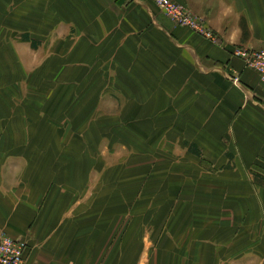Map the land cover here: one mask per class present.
I'll return each instance as SVG.
<instances>
[{
	"label": "crops",
	"instance_id": "0c3cea01",
	"mask_svg": "<svg viewBox=\"0 0 264 264\" xmlns=\"http://www.w3.org/2000/svg\"><path fill=\"white\" fill-rule=\"evenodd\" d=\"M173 1L216 41L177 25L150 0H0L5 66L24 62L20 47L33 66L48 62V55L43 61L34 56L39 49L54 51L58 65L92 67L84 93L72 89L71 102L61 98L43 113L56 109L64 119L86 104L94 120L88 118L86 128L63 121L69 123L63 130L105 131L111 122L98 118L92 103L100 97L121 108L119 129L129 136L115 148L116 137L104 141V154L97 156L100 140L92 132L49 139L43 121L36 139L27 136L28 116L17 117L24 108L0 106V114L12 115L0 117V237L28 243L25 264H264V234L258 240L255 234L256 222L264 221V84L232 55L239 47L264 49V0ZM235 76L240 86L231 81ZM65 80L72 82L74 71L59 81ZM145 128L155 135L146 139ZM158 130L190 146L174 157L204 159L213 170L226 166L225 172L247 179L249 228L229 240L233 244L224 241L222 229L192 228L191 218L176 216L174 203L162 218L157 202L129 203L128 177L139 188L150 166L124 172L115 191L105 181L108 164L106 174L94 172L97 163L132 159L129 138L139 162L151 164ZM159 168L149 182L153 190L163 184L156 183ZM237 223L243 225L238 216Z\"/></svg>",
	"mask_w": 264,
	"mask_h": 264
},
{
	"label": "rangeland",
	"instance_id": "374dc122",
	"mask_svg": "<svg viewBox=\"0 0 264 264\" xmlns=\"http://www.w3.org/2000/svg\"><path fill=\"white\" fill-rule=\"evenodd\" d=\"M18 35L19 34L13 35L15 40L19 38ZM17 50L23 52L22 59H24V62L23 60H19L20 62H16V64L5 66L4 63L6 59H0V106L13 107L14 109L19 106L27 111H21L19 115L17 114V117L28 116L27 120H25L27 122V136L36 137V139H38L37 137H40L42 130V128H40V123L43 121H45L48 129L42 132L47 133L46 138L49 139L55 137H59L60 139L67 137L71 138L74 136L87 137L89 136L88 133L92 132V137H97L100 140L99 146H97V156L104 154V141L107 143L109 140H114L116 137L112 145V148H115L117 145H120L118 141L129 137L126 134L122 135L123 131L119 129L121 117L124 119V115L121 114V108L113 109L112 106H106L103 98L100 97H95L92 101L95 109L94 112L101 120L103 118L106 121L110 120L111 127L108 130L105 128V131H87L82 127L78 128L79 130H67L66 128V130H63L62 127H67L66 125H69V123H63V121H74V126H76L77 123H81V125L83 124V127L86 128L88 126L86 122L88 118L92 121L94 120L89 110L90 106L87 108L86 104H78L74 106L75 114L68 112L65 114L64 119L61 113L57 114L56 109H54V112L43 113L44 107L57 105V102L61 98L64 99L65 102L67 100L71 102L70 95L72 89L84 93L87 85V82H85L87 79V68L89 67L90 70L92 67H79L77 69L76 67L81 65L75 67L58 65L56 62L59 60H56L54 51H39V49H37L34 56L43 55L41 60L43 61L45 55H48V62L43 66L40 64L38 66H33L32 64L35 62L30 58L27 59V54L25 53L26 49L19 47ZM70 52L71 51L68 53ZM86 52L85 50V53ZM73 71L74 80L72 82L66 80L63 82L59 81L62 75L70 78ZM114 100L116 101L117 99ZM50 102H52V105H50ZM3 112L4 114H0V117L4 116V119H8L12 116L11 114H7V111L3 110ZM156 133L157 136L161 137V141L159 146L154 145L149 148V150L156 149L154 153L156 160L151 164L139 162L135 152V142L129 138L131 141L128 143V148L132 152V159L123 160L121 163H97V168L94 172H100L101 174L103 169H105L106 171L104 173L106 174L107 169L105 167L108 164L110 168L106 176L104 173L102 175L105 176V181H107V183L111 185L110 187L112 190L115 191L119 187V176L124 174V172H130V170L134 169L138 170L142 166L146 168L150 166L149 173L147 176L144 175V182L139 188L134 187L135 180L132 177H128L127 199L129 203L145 199H148L150 202H157L160 204L159 214L161 218L167 217V214L172 212L165 208L167 206L171 207L174 203L175 208H177L176 216L178 218H191L192 228L198 230L212 229L215 231L217 229H222L224 241L233 244L234 242L229 240L237 239L239 235H243L249 228L248 218L251 213L250 209L246 206V203H248L246 200L251 195L246 189L249 187L247 185L249 184L247 179L242 174L239 176L237 175L238 173L225 172L224 167L226 166L220 167L219 165V167H215L216 170H213L204 159L199 163L196 158L183 157L182 159H178L174 157L177 149L182 148L183 150H187L190 146L186 147L183 139L180 138L178 134L171 135L169 133V135H166V130H158ZM153 135H155L154 131L147 128L144 129V137L146 139H149ZM49 147L50 146H47V148ZM218 164L219 163H217V165ZM157 166L160 167L161 174L156 179V183L157 186H160L162 182L163 184L153 190L149 182L152 178V172L157 170ZM202 169H206L209 172L213 171L214 173H207L202 171ZM163 174H165V179ZM179 189L180 192H177ZM151 191L153 193L147 194ZM174 192H177V194H174ZM256 197H258L257 199H259V202L263 200V198H260L258 192ZM249 201H252V199H249ZM237 216L242 219L243 225L237 223ZM207 220H216V223H203ZM223 225L227 226L223 227ZM255 227L257 228L255 234L258 236L256 240H258L264 234V221H257ZM218 235L221 234L218 232ZM243 239L245 240L246 236H244ZM204 242L209 244L210 239Z\"/></svg>",
	"mask_w": 264,
	"mask_h": 264
},
{
	"label": "built area",
	"instance_id": "2783aa9c",
	"mask_svg": "<svg viewBox=\"0 0 264 264\" xmlns=\"http://www.w3.org/2000/svg\"><path fill=\"white\" fill-rule=\"evenodd\" d=\"M159 7L177 25L190 28L208 40L216 41L215 35L205 27L203 22L191 11L178 5L173 0H150ZM235 58L240 59L245 67L255 71L264 84V49L252 50L239 47L233 51ZM234 85L240 86L239 76L231 77ZM28 243L7 236L0 237V264H25Z\"/></svg>",
	"mask_w": 264,
	"mask_h": 264
}]
</instances>
